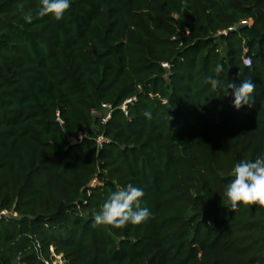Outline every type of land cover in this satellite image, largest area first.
I'll use <instances>...</instances> for the list:
<instances>
[{"label":"trees","instance_id":"trees-1","mask_svg":"<svg viewBox=\"0 0 264 264\" xmlns=\"http://www.w3.org/2000/svg\"><path fill=\"white\" fill-rule=\"evenodd\" d=\"M39 7L0 0V264H264V209L224 196L264 155V0H72L26 24ZM129 183L150 219L96 225Z\"/></svg>","mask_w":264,"mask_h":264},{"label":"clouds","instance_id":"clouds-1","mask_svg":"<svg viewBox=\"0 0 264 264\" xmlns=\"http://www.w3.org/2000/svg\"><path fill=\"white\" fill-rule=\"evenodd\" d=\"M71 4L72 0H40V7L35 15L32 12H22V18L26 24L44 17L61 21L66 17ZM215 72L219 76L223 72L222 66L217 65ZM206 83L212 90L223 87L220 79L211 76L206 78ZM255 88L256 85L251 80H244L238 84L228 82L227 89H230L228 94L233 98V107L240 110L244 106H249ZM151 115L150 111L144 113L146 118H151ZM232 176L234 178L224 188V196L230 202L231 209L235 212L239 208H250L253 205L264 209V155L235 164ZM144 195L142 188L131 183L117 188L108 194L106 201L94 214V223L114 229L146 223L151 217V212L147 207H141ZM39 259L43 260V257ZM44 264L47 262L44 261Z\"/></svg>","mask_w":264,"mask_h":264},{"label":"built area","instance_id":"built-area-1","mask_svg":"<svg viewBox=\"0 0 264 264\" xmlns=\"http://www.w3.org/2000/svg\"><path fill=\"white\" fill-rule=\"evenodd\" d=\"M243 63H244V65L247 66V67H250V65H251V61H250V59L247 58V57L243 59ZM131 102H132V100H129V101H127V104H129V103H131ZM105 108H106V106H105ZM107 109H108V108H107ZM122 110L125 111V106L122 107ZM109 117H110V115L108 114L107 117H106V119L104 120V122H105L107 119H109ZM104 142H105V140H104L102 137H100V138L97 139V143H98L99 145H101V144L104 143ZM4 215H5L4 212H1V213H0V216H4ZM46 262H47V264H52V262H48V261H46ZM13 264H23V263H21L20 258H17L16 261H15Z\"/></svg>","mask_w":264,"mask_h":264},{"label":"rangeland","instance_id":"rangeland-1","mask_svg":"<svg viewBox=\"0 0 264 264\" xmlns=\"http://www.w3.org/2000/svg\"><path fill=\"white\" fill-rule=\"evenodd\" d=\"M106 115H108V111H106ZM107 117V116H106ZM64 260L62 258V256H54L53 255V260H52V264H64Z\"/></svg>","mask_w":264,"mask_h":264}]
</instances>
